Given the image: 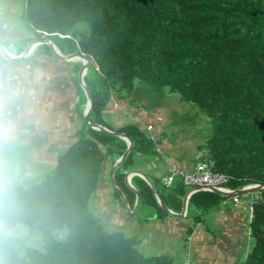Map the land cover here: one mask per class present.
Returning a JSON list of instances; mask_svg holds the SVG:
<instances>
[{
    "label": "trees",
    "instance_id": "16d2710c",
    "mask_svg": "<svg viewBox=\"0 0 264 264\" xmlns=\"http://www.w3.org/2000/svg\"><path fill=\"white\" fill-rule=\"evenodd\" d=\"M25 18L34 33L25 46L35 39H51L62 54L82 53L89 58L84 81L93 99L91 123L125 133L134 142L115 173L123 188L135 156L153 155L156 139L133 123L114 128L104 116L114 95L119 100L135 91L147 92L144 84L199 108L209 131L199 152L214 163V172L229 178V188L264 184V0H29ZM81 24L89 25L90 31L79 32ZM51 52L45 44L36 53L51 56ZM75 65L81 68L82 62ZM90 71L95 81L89 82ZM73 81L86 104L78 75ZM83 121L75 141L59 152L51 171L29 188L21 185L17 193L20 212L13 226L39 231L43 246L31 248L26 239L17 238L0 251V260L3 264H174L167 254L144 255L137 235L128 236L122 229L108 231L93 211L91 202L106 161L114 165L127 150V142L88 127L84 116ZM161 186L156 189L163 203L181 213L189 190L183 179ZM126 191L133 206L135 197ZM139 194L141 205L156 209L158 218L169 215L145 182ZM260 194L250 223L255 244L243 264H264V189ZM115 196L125 207L118 189ZM223 199L227 197L199 191L190 197L189 208L205 214ZM195 219L198 223L200 215Z\"/></svg>",
    "mask_w": 264,
    "mask_h": 264
},
{
    "label": "crops",
    "instance_id": "0c3cea01",
    "mask_svg": "<svg viewBox=\"0 0 264 264\" xmlns=\"http://www.w3.org/2000/svg\"><path fill=\"white\" fill-rule=\"evenodd\" d=\"M21 1H24L22 9L19 4ZM28 2L29 0H0V43H9V47L12 49L9 52L12 55L15 54V56L20 55L18 52L23 46L26 47V39L34 38L32 33L26 34L24 31H21L19 22H15L19 17L26 19L25 12L28 7ZM20 10L22 12H20ZM28 27L31 29L29 25ZM30 31L33 32L32 29ZM40 46H37L32 51L33 55L31 52L32 56L35 55L41 57L39 59L41 61L48 60L56 62V60H58L57 57L37 54L36 52ZM9 63L16 64L17 62ZM71 72L72 70L68 73ZM66 74L67 73H65V75ZM67 78L68 77L64 78L62 82H65ZM74 78L75 77H72L71 81L76 95L74 94L72 96L71 110L69 106H66L67 104L64 106L62 104L60 105L57 101L58 97L53 102L52 97H55L56 95L54 92H51L52 89L47 91L48 93L44 92V94H40V92L42 93L41 86L40 88H37L40 76L30 80L35 85V88L32 87L28 90L27 86L28 104L24 109L26 116L25 132L28 128L30 130L35 128L43 129L39 127V125L43 124L42 120L45 117L49 118L51 116L52 123L55 125L52 126L56 131L64 124L62 122L60 125V120H65V118L69 117L71 120L70 126L72 127L71 129L73 132L70 138H68L70 141H65L64 145L68 147L75 141L76 133L79 131L78 120L83 119L86 104L81 100L82 94H80V90L73 81ZM53 81L55 85L57 84V89L62 92L63 90H60L58 87L59 82L55 75ZM31 90L32 92H30ZM140 94L143 95L144 93L135 91L125 99L119 100L117 95H114L112 97L114 99V104H108V110L105 112L104 119L114 128H117V126L122 124H136L148 135V137L153 136L156 139V152L149 157L151 162L144 164L145 162L142 161L141 170H137V172L146 175L154 186L156 183H159L158 187L155 186L156 188H162L161 183L159 182L160 179L169 175L174 166L188 172L194 171L196 154H198L200 145L205 142L207 137H205L202 129L200 132L196 129L192 130L194 133L190 132L191 135H186L185 133L181 134L174 128L176 123L172 121L168 106L164 101L166 98L170 97L180 100L179 97L162 94V104L153 105L146 101V96L143 95L140 97ZM35 103H38V105L40 103V105H44L48 109L47 111L45 110L46 112L44 113V106L41 107L45 117L40 116L42 114L41 111H36L34 106ZM53 103H55V107L52 108ZM180 103L183 104L181 100ZM134 105L135 108H133ZM184 106L187 108L186 105ZM81 112L83 113V116L81 115ZM53 120H55V122H53ZM28 123L29 125H27ZM193 126L199 127L195 125ZM148 127H152V129L149 130ZM26 136H28L27 132ZM28 143L32 145V143ZM57 155H59V153ZM56 158H58V156ZM109 162L110 160L106 161V168L102 175L99 189L95 195L98 199V201H96V206H98V209L103 212L105 217V219H102L104 223L106 222L110 226H112V224L120 226V223L124 225L129 224L126 228L131 231V236L137 235L140 238L141 245L143 240L136 231L140 230L142 232V229H144L143 236H145L146 243L148 244V247L152 246L151 249L147 250L150 253L148 256L165 254L173 250L172 247L171 249L166 248L171 239H173V241L182 239L186 245L184 248H191L192 252L190 251V254L192 256L193 253V258L191 261L189 260V255L188 258L183 257V260L180 261L179 264H185L186 262H191L192 264H243V260L246 257L244 251L248 249L246 244L251 243L249 239H246L249 235L251 236L250 223L252 220L250 213L245 210V207L247 206L246 196L243 195L244 198L239 196V205L235 204L233 197H227V199L221 200L214 208L205 212V214L197 208L193 210L189 208L188 202V210L185 218H176L168 215L166 218L160 219L158 218V212L156 209H153L151 206L146 207L140 204L137 217L128 219L120 206L118 209H116V207L113 209L110 198L112 188L109 187L110 185L107 181L110 173V168L108 167ZM55 164L53 166H55ZM129 171H132L131 168L128 172ZM143 179L144 178L138 174H133L129 179L127 178V175L125 177V188H127L126 190H129L128 193L131 196L134 195L135 203L137 196L130 187L136 189L140 193L141 188L144 186V182L148 184V182ZM127 183L130 187H128ZM117 201L120 203V200ZM135 203L131 206V209L134 208ZM189 212L191 214H189ZM139 214L142 215L141 218H139ZM199 215V222L195 223V217ZM191 228H193L192 232H190ZM162 238L167 239L166 242ZM160 241H164L165 244L162 246ZM151 251H154L155 253L151 254ZM173 263L177 264L176 261H173Z\"/></svg>",
    "mask_w": 264,
    "mask_h": 264
},
{
    "label": "rangeland",
    "instance_id": "374dc122",
    "mask_svg": "<svg viewBox=\"0 0 264 264\" xmlns=\"http://www.w3.org/2000/svg\"><path fill=\"white\" fill-rule=\"evenodd\" d=\"M19 4H20L21 9H22L24 1H21ZM20 12H22V11L20 10ZM21 15H22V13H21ZM15 22H19V27H20L21 31H24L26 34L32 33V35H34V33L30 31L31 29L28 27V24H27L28 22L26 19L19 17L18 19L15 20ZM78 30L81 33L82 32L88 33L90 31V27L87 24H81L78 26ZM0 44L4 48H6L8 51L12 50L9 47V43H0ZM30 44H31V42L26 47H24V46L23 47L26 49ZM13 55H15V54H13ZM32 55H33V52H32ZM32 55L30 54L29 58H27L23 61H18L16 64H14V65H18L27 74L28 81H29V83L27 85L28 90H30L32 87L35 88V85L30 80H33V79L37 78L38 76H40V80L38 81V84H37V86H38L37 88H40V86H41L42 93L40 92V94H44V92H47V91L52 89L51 92H54L56 95L55 97H52L53 102L58 97L57 101L59 102V104L60 105L62 104L63 106L67 104L66 106H69L70 110H71L72 96L74 94L76 95L75 90L73 88L71 78L76 77V75H79V72L81 70V68H79L77 65H75L74 62L80 63L82 61L74 59L68 63V62H64L63 60H60L59 58H57L58 60H56V62H51L48 60H42L41 61V60H39L41 57L35 56V55L32 56ZM48 56H50V55H48ZM52 56L55 57L53 54L50 57H52ZM70 70H72V72L68 73ZM89 70L90 69H88L86 73H88ZM91 72L92 71H90L89 75H88V76H92V77H88L89 82L96 80V77H93L95 75L91 74ZM65 73H67V74L65 75ZM54 75H55V77H57V80L59 82L58 87L60 90H63L62 92L57 89V84L56 85L54 84V81H53ZM66 77H68L66 79V81L62 82V80H64V78H66ZM68 82H69V84H68ZM139 85H141V84H139ZM144 86H145V88L148 89V91L143 92L144 93L143 95L146 96V98H145L146 101H148L149 103H151L153 105L154 104L155 105L156 104L157 105L162 104L161 95L162 94L168 95V93L154 92V91L150 90L145 84H144ZM30 92H32V90ZM80 94H82L81 91H80ZM143 95L140 94V97ZM86 96L87 95H85V97ZM168 96L179 97L177 95H172V94H169ZM144 102H145V100H144ZM164 102L168 106V109L170 112V117H171L172 121L174 123H176L174 128L176 130H178V132H180L181 134L185 133L186 135L187 134L191 135L190 132L194 133V131H192V130L196 129L197 131L199 130L198 132H200V130L202 129L204 135L206 133L209 134V131L207 130L208 124H205V123H207V122H205V120L207 121V118H205L203 116V114L200 112L199 108H197L191 104H187V103H185V104L188 105V107L185 108L184 104H181L180 100H178L177 98H171V97L166 98ZM34 106H35L36 111L39 110V112L40 111L42 112L41 107H43L44 105H40V103L38 105V103H35ZM53 107H55V103L52 104V108ZM133 108H135V105L133 106ZM43 109H44V113L48 110L45 106L43 107ZM40 116L45 117L43 112ZM51 117H49V118L45 117L42 120L43 124L39 125V127L43 128V129L35 128L33 130H30L28 128L26 131L28 134V136H27L28 142L32 143V145H30L28 143L27 155H28L29 165H28V169H27V174H26V176L23 180V183H22V185H24L26 188L31 187L33 185V183L37 182V180L39 181L45 173L51 171V169L53 168V165L55 164V162L57 160L56 157L58 156L57 154L59 153V151L61 152V151L65 150V148H67L66 145H64L65 141H70V139H68V138H70V136L72 135V132H73V130L71 129L72 127L70 126V121H71L70 118L67 117V118H65V120L61 119L60 125L62 124V122L64 124L61 125V127L55 131L53 129V126H55V125H53ZM53 122H55V120H53ZM78 122H79V130H82V127L84 125L83 119L78 120ZM27 125H29V123ZM123 125L124 124L119 125V126H117V128H120ZM193 125L199 126L200 128L194 127ZM67 126H68V128H67ZM62 132H64V133H62ZM61 135H63V136H61ZM40 138H43V139H40ZM150 156L151 155L144 154V153L137 154L134 158V165L131 167V170L132 171L141 170V162L144 161L145 162L144 164L150 163L151 162L149 160ZM108 164H109L108 167L110 168L109 171L111 172L113 165H111V161ZM107 181L110 185V186L109 185L108 186L112 188V191L110 192V198L112 201L113 209L115 207H116V209H118L120 206L121 209L124 211L126 217L129 219L130 217L128 215L127 207L125 206V208H124L123 204L118 203V201L115 199L116 196L114 197V193H115L116 188L113 186V184L111 182L110 173L108 175ZM254 193H257V192H254ZM242 197L244 198V196H242ZM96 201H98V199L96 198V196H94V198L91 202L92 209L95 212V214L98 216V218H100L101 220L105 219L103 212L98 209V206H96ZM141 217H142V215L139 214V218H141ZM102 223L105 225V227L108 231H112L113 228L114 229H122L123 231L126 232V234L128 236H131V234H130L131 231L126 228L129 224L124 225V224L120 223V226H115L116 224L115 225L112 224V226H110L108 223H106V222L104 223L103 220H102ZM134 225H136V224H134ZM113 226H115V227H113ZM16 229H17V233H18L17 238L26 239V245L28 247L41 248V246H43V242H42L41 235H40L39 231H33L32 232L29 227L24 226V225H18V226H16ZM136 232L139 233L138 235L141 236V239L143 240L142 245L139 247L141 252L146 256L150 255V253L147 250L151 249L152 246L148 247V244L146 243L147 241L145 240V236H143L144 229H142V232L140 230H138ZM64 234L65 233H62L61 235L64 236ZM160 236L163 237L162 235H160ZM162 239L165 242L167 240L165 238H162ZM246 239H249L251 241V243L246 244V246H248V249H246L244 251V253H246V257L244 258L243 263L247 260L249 254L252 252V249H253L254 244H255V241H254L252 235L251 236L249 235ZM164 241H160V244L162 246H163V244H165ZM168 243L169 244H167L166 248L171 249V247H172L173 250H171L165 254L169 255L173 261H176V263L179 264L180 261L183 260V257L188 258V255H189V260L192 261L193 253L191 256V254H190L191 248H189V247L184 248L186 245L182 239L181 240H175V241H173V239H171ZM153 253H155V252L151 251V254H153ZM151 256H154V255H151ZM189 263L192 264L191 262H189Z\"/></svg>",
    "mask_w": 264,
    "mask_h": 264
},
{
    "label": "clouds",
    "instance_id": "9594fccd",
    "mask_svg": "<svg viewBox=\"0 0 264 264\" xmlns=\"http://www.w3.org/2000/svg\"><path fill=\"white\" fill-rule=\"evenodd\" d=\"M28 83L27 74L18 65L0 56V251L18 237L13 226L20 212L17 193L29 165L24 113Z\"/></svg>",
    "mask_w": 264,
    "mask_h": 264
},
{
    "label": "water",
    "instance_id": "95a60500",
    "mask_svg": "<svg viewBox=\"0 0 264 264\" xmlns=\"http://www.w3.org/2000/svg\"><path fill=\"white\" fill-rule=\"evenodd\" d=\"M48 45L51 48V51L53 53V55L59 59H62L64 61H72L74 59L77 60H81L82 61V67L81 70L79 72L78 75V79H79V86L83 89V91L85 92L86 98H87V102H86V107L84 110V119H85V123L88 127L94 128L96 130H100L103 131L111 136L114 137H119L121 139H124L127 142V150L125 151V153L115 162V164L113 165V168L110 172V178H111V182L113 184V186L118 189L121 194L123 195L124 199H125V206L127 207V211H128V215L130 218H136L137 217V212L139 209V206L141 204V196L139 194V192L130 187V185H128V187H130L136 194L137 199H136V203L133 209H131V205L129 203V199L126 195V192L124 190V188L115 181V173L118 170V168L120 167V165L122 164V162L129 156V154L131 153L133 146H134V142L133 140L125 133H117L114 132L112 130H109L106 127L100 126V125H94L93 123H91L90 121V112L93 108V99L92 96L90 94L89 88L87 87L85 81H84V77L87 74V70L90 68L91 62L89 60L88 57H86L85 55H83L82 53H74V54H70V55H64L62 54V52L56 47L55 43L51 40V39H38L33 41L25 50L22 54L20 55H12L6 48H4L1 44H0V53L1 55L9 62H18V61H23L25 59H27L31 52L40 45ZM133 174H138L141 175L149 184V186L152 188L154 195L159 203V205L171 216V217H176V218H185L187 215V210H188V202H189V198L192 195L193 191L192 190H188L187 194L185 195L184 199H183V207H182V212L181 213H176L172 210H170L161 200L158 191L156 189V187L154 186V184L152 182L149 181V179L146 177V175H144L141 172H137V171H129L127 172V178L129 179L131 176H133ZM264 189V184L261 185H254V186H249L240 190H236V191H232V192H222L220 190L217 189H212L211 192L216 193L220 196H224V197H234V196H241L244 194H249V193H253V192H258ZM199 191H206L204 189H197V191L195 192H199Z\"/></svg>",
    "mask_w": 264,
    "mask_h": 264
},
{
    "label": "built area",
    "instance_id": "2783aa9c",
    "mask_svg": "<svg viewBox=\"0 0 264 264\" xmlns=\"http://www.w3.org/2000/svg\"><path fill=\"white\" fill-rule=\"evenodd\" d=\"M114 100L112 99L111 102ZM152 128L149 127V130ZM152 140L155 138L153 136L150 137ZM203 152H198L195 158V167L193 172H188L183 170L177 166H174L171 173L165 177H162L161 183L166 187H170L172 183L175 181L177 177H181L186 187L189 190H192L193 193H196L197 189H204L206 191H210L212 189H217L222 192H232L235 191L229 186H227L229 182V178L223 174L217 173L213 171L214 163L204 158ZM249 187V186H247ZM246 188V187H245ZM247 199V206L245 210L250 213L251 218L254 214L255 205H257L262 200V195L260 192L257 193H249L244 195ZM234 201L236 205H239V196H234ZM185 264H190L186 262Z\"/></svg>",
    "mask_w": 264,
    "mask_h": 264
},
{
    "label": "bare ground",
    "instance_id": "6f19581e",
    "mask_svg": "<svg viewBox=\"0 0 264 264\" xmlns=\"http://www.w3.org/2000/svg\"><path fill=\"white\" fill-rule=\"evenodd\" d=\"M113 102H114V101H113ZM113 102H111V101H110V102H109V104H111V105H112V104H114ZM151 128H152V127H151ZM148 129H149V127H148Z\"/></svg>",
    "mask_w": 264,
    "mask_h": 264
},
{
    "label": "flooded vegetation",
    "instance_id": "af4514ba",
    "mask_svg": "<svg viewBox=\"0 0 264 264\" xmlns=\"http://www.w3.org/2000/svg\"><path fill=\"white\" fill-rule=\"evenodd\" d=\"M60 60H62V59H60ZM63 61H64V60H63ZM64 62H68V63H69L70 61H64ZM74 63H75V62H74Z\"/></svg>",
    "mask_w": 264,
    "mask_h": 264
}]
</instances>
